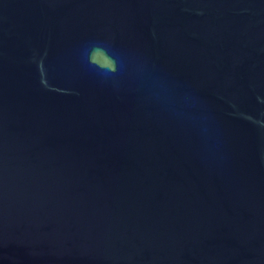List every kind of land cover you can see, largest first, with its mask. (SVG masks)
I'll return each mask as SVG.
<instances>
[{
	"label": "water",
	"instance_id": "water-1",
	"mask_svg": "<svg viewBox=\"0 0 264 264\" xmlns=\"http://www.w3.org/2000/svg\"><path fill=\"white\" fill-rule=\"evenodd\" d=\"M0 264H264V0H0Z\"/></svg>",
	"mask_w": 264,
	"mask_h": 264
},
{
	"label": "clouds",
	"instance_id": "clouds-1",
	"mask_svg": "<svg viewBox=\"0 0 264 264\" xmlns=\"http://www.w3.org/2000/svg\"><path fill=\"white\" fill-rule=\"evenodd\" d=\"M93 50H106V48L103 47V46L96 45V46H93ZM88 66H89L88 70L93 75H95L97 78H99L101 80L107 79L108 78V74L117 72V64H116V62L114 60L110 61L106 65H100V64H97L91 58H89ZM121 72H122V74L128 72V66H127V61L126 60L122 61ZM149 86L152 87L154 85L150 84Z\"/></svg>",
	"mask_w": 264,
	"mask_h": 264
}]
</instances>
